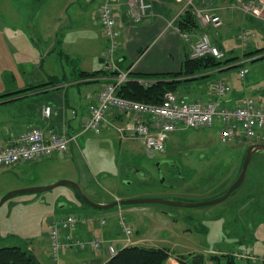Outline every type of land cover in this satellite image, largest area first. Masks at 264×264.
<instances>
[{
    "label": "rangeland",
    "instance_id": "obj_1",
    "mask_svg": "<svg viewBox=\"0 0 264 264\" xmlns=\"http://www.w3.org/2000/svg\"><path fill=\"white\" fill-rule=\"evenodd\" d=\"M239 1V5L243 7L250 2ZM252 1V7H255V0ZM263 1H256V4L261 6L262 3L261 7H264ZM88 2L89 0L85 3L81 1V4L87 5ZM205 2H209L203 3L208 9L211 2L209 0ZM10 5L9 0H0V91L5 90L7 84H10L7 76L14 77L13 82L17 85L25 82L26 78L39 75L32 69L34 64L39 65L42 61L41 46L35 37L36 34L31 31L28 38L26 31L21 27V15L18 9L15 6L10 8ZM47 6L48 4L41 12H48ZM95 6H97L95 2L90 4L91 9ZM254 12L256 17L264 16V10L259 13ZM227 14L229 16L227 20L231 21L233 28L228 30L230 24L226 23L221 31L223 32L222 49L226 51L228 58L232 57L233 49L240 56H244L246 49H255L264 44L257 34H262L259 30H252L250 24L246 25L241 20H234L237 14L235 16L232 12ZM224 19L226 20V16ZM10 21L14 29L8 25ZM220 21L222 22L221 17ZM216 26L212 24L210 30ZM243 30L251 34L247 44L237 38L238 33ZM245 36L242 38L244 41H246ZM262 54L258 53L254 56L260 57ZM63 64L69 73L66 60ZM247 65L252 70L250 74L261 73L264 78V58L250 61ZM49 68L59 74L62 70L61 65L58 67V64L56 70L55 66ZM221 69L225 68L222 66ZM25 71H30L28 76H25ZM226 71L234 80V84L244 82V79L239 78V67L228 68ZM201 80L205 79L179 86L178 95L186 94L189 88H193L189 93L192 97L203 96L204 91H212L215 94L213 83L206 86L202 83L199 86L197 82ZM63 88L61 87L60 90ZM70 88L83 94L87 87L72 85ZM23 93L25 92L0 98V105H33L40 97L21 96ZM244 94L258 98L255 92ZM39 95H42L40 97L42 101L45 97L49 99L53 93ZM203 97L205 99L207 95ZM12 101L18 102L14 104L11 103ZM221 129V122L216 121L211 127L194 129L181 126L171 133L169 150L174 148L173 151L180 154L181 162L190 167L189 170L184 167L189 177L188 182L179 178L175 181L179 186L176 190L157 185L155 181L137 185L132 171L124 167L129 164L125 162L127 158L132 157V152L140 151L138 157L133 158L132 161L138 162L141 164L140 168L146 167L151 172L154 168L153 161L164 157L165 153L158 151L150 153L139 138L123 139L117 126H109L101 133L82 132L67 152H59L53 156L12 166H0V199L9 191L30 186V183L34 186L47 185L44 183L51 184L65 177L78 182L85 194L96 202L135 197H162L188 202L212 200L226 193L237 181L243 165L240 158L250 146L248 140L243 143L234 142L236 140L222 143ZM129 144L133 148L132 151L127 149ZM74 191L75 188L70 185H60L47 191L22 192L11 196L0 206V248L15 245L28 248L31 243L37 245L41 242L42 248L46 249L47 233L49 234L53 221L59 218L68 219L70 215L67 213H74V216L79 218L77 226L68 227L70 240H76L72 231L83 222L85 217L81 214L96 213V219H107L105 226L116 222V219L121 223L124 218L125 222L134 229L130 237L136 244L138 243L137 245L167 248L170 253L169 264H180V256L190 258L195 253H202L207 264H264V151H258L253 156L242 184L226 200L213 205L186 208L146 203L99 210L85 204L77 193H73ZM63 193L72 195L74 202L70 209L61 212L56 203L58 195ZM258 205L260 207L256 208ZM60 214L66 215L58 217ZM196 217H199L197 221ZM86 221L89 222L88 218ZM229 229L232 232L228 233ZM66 233H63V237ZM115 238L118 239L111 244L119 250L124 245L125 238L120 227L115 232Z\"/></svg>",
    "mask_w": 264,
    "mask_h": 264
},
{
    "label": "crops",
    "instance_id": "obj_2",
    "mask_svg": "<svg viewBox=\"0 0 264 264\" xmlns=\"http://www.w3.org/2000/svg\"><path fill=\"white\" fill-rule=\"evenodd\" d=\"M9 1L11 3L10 8L15 6L18 9L21 15V27L26 31L28 38L31 31H34L36 34L35 37L41 46L42 61L39 65L34 64L32 69L39 75L26 78L23 83L15 85L13 82L14 77L7 76L10 84H7L5 90L0 91V95L17 93L30 87H33V89L25 91L21 96L32 97L38 95L41 97L42 95H39L41 93H43V96L47 93H53V95H50L49 99L45 97L42 101H40L39 97L33 105H0V146L7 145L21 131L33 125L42 128L55 127L61 129L66 127L69 132H75L80 135L83 132L81 128L83 121L89 115L90 107L95 102L94 98H90V95L96 96L97 92L110 81V76L107 75L106 77L96 78L93 82L76 83L77 74L75 73L79 71L94 72L103 70L106 66L108 42L106 37L102 35L98 20L103 0H89L87 5L81 4V1L85 3L87 0H45L41 5H36L34 0ZM115 1L118 6V26L121 35L119 38L120 45L114 56L120 67L123 70L130 69V77H136L137 79L142 76L152 77L178 73L182 69L185 59L190 57L191 46L181 33L175 29V21L180 14L190 7L195 6L200 9H206L203 3L209 2H205V0H192L194 3L192 6L188 5L190 0H150L153 4L150 14L141 22H134L126 10L127 0ZM209 1L211 2V6H208L206 11L210 10L219 15L222 22L212 30H210L212 25H202L195 35H199L201 32H208L213 42L222 48L223 32L221 29L226 23L230 24L228 30L233 28L231 21L227 20L229 17L227 13L232 12L234 16L237 14L234 20H241L246 25L250 24L252 30H259L262 34L256 33L264 41V16L262 15V18H260L254 15V11L259 13V11L263 12L264 10V7H261L262 3L261 6L256 4V1L259 2V0L254 1L255 7H248V5L244 7L240 6L239 0ZM246 1H250L249 4L252 5V0ZM93 2L97 6L91 9L90 4ZM46 4H48L46 7L48 12H41ZM224 16H226V20ZM8 25L13 28L11 21ZM209 31H212V33ZM244 35H246V41L242 39ZM250 35L246 30H243L238 33L237 38L244 44H247L250 41ZM263 47L264 44L255 49H246L244 55ZM231 54L233 58H236V61L250 58L248 56H240L235 49L232 50ZM65 60L69 73L63 64ZM57 64L58 67L61 65L62 68L60 74L49 68L55 66L56 70ZM233 64L235 63L232 61L230 65L223 66L225 68L223 70L218 68L210 71L211 75L203 78L205 80L197 82L199 83L198 85L200 86L204 83L205 85H203L206 86L216 80L227 82L230 89L224 96L220 97L225 105H236L246 95L244 93L248 92H255V95L260 100L258 98L255 99L264 101V86H262L264 78L262 74H250L252 72L250 69L249 76L247 74L242 78L244 79L243 83L234 84V80L229 77V72L226 71L228 68L235 67ZM47 68L53 72L48 71ZM25 72V76H28L30 71ZM62 79L65 82L59 83ZM142 79L149 78L144 77ZM53 80L58 81L59 84H49L42 88L37 87ZM72 85L78 87L79 85H83L87 88L85 89V93L81 94L80 91L71 89ZM56 86L64 88L63 90H60V88L55 89L54 87ZM191 91H193V88H189L188 92L181 97L205 102L216 98V95L212 91L203 92V96L207 95L208 98H205L207 100L202 95L200 97H192L189 95ZM17 102L12 101L11 103L16 104ZM46 104L53 106V113L50 118H44L42 115V108ZM121 123L124 122L120 120L115 125L122 126ZM170 138L167 146L170 143ZM237 143H243V141ZM249 143L251 142L249 141ZM130 145L127 146V149L132 151L133 148ZM138 152H132V157L127 158L125 163L129 164L124 166L126 169L129 166L139 164L132 161L133 158L138 157ZM30 185L34 184L30 183ZM73 193H77L76 189ZM72 197V195L68 196L66 193L58 195L56 204L59 205L61 212L67 211L73 205L74 198ZM62 215L66 214H60L58 217ZM81 215H84L85 218L83 217V222L72 231L73 236L85 241L99 239L101 246L98 248L88 246L83 249H65L60 256L61 264H105L111 258L108 249L109 245L118 239L115 238V232L119 230V227L123 231L121 223L116 219V222L105 226L107 219H96V213L90 215L89 213H83ZM87 218L90 219L89 222L86 221ZM124 234V245L121 248L138 244L125 232ZM47 239L46 249L42 248L41 242L37 245L31 243L30 247H28L37 257L40 264H53L48 233Z\"/></svg>",
    "mask_w": 264,
    "mask_h": 264
},
{
    "label": "built area",
    "instance_id": "obj_3",
    "mask_svg": "<svg viewBox=\"0 0 264 264\" xmlns=\"http://www.w3.org/2000/svg\"><path fill=\"white\" fill-rule=\"evenodd\" d=\"M191 4L193 3L190 0L188 5ZM127 6L128 14L132 20L141 22L150 14L153 4L150 0H128ZM251 6V4L248 5V7ZM195 12L201 26L221 23L220 16L213 11L197 9ZM115 14V0H104L98 20L101 31L108 42L105 68L108 71L116 72V74L113 77L110 76V81L98 91L96 96L90 95V98H94L95 102L90 107L89 115L83 121V132L101 133L106 127L116 126L117 121L121 120L124 122L123 125L117 126L120 137L127 140L139 138L147 151L151 153L165 151L171 133L181 126L200 129L211 127L216 121H219L222 125L220 140L223 143L233 140H236L234 142L248 140L253 143H264V101L244 96L236 105H225L220 97L225 95L230 87L224 80L213 82L216 98L207 102L183 98L172 91L167 92L159 104L119 95L118 89L129 79L130 69L123 70L114 56L119 48L121 35ZM175 29L190 43L191 58L212 56L222 60L227 57L225 50L213 42L208 32L195 35L183 32L176 25ZM247 73L248 68L239 69L240 78H244ZM155 81L152 78L139 79V82L145 86H151ZM52 113V105L43 106L42 115L44 118H50ZM78 136L79 134L69 132L66 127L59 129L55 127L42 128L37 125L29 126L10 143L0 146V166H12L21 162H31L49 157L59 152H67ZM88 220L90 221V219ZM78 221L79 218L74 215H70L68 219L59 218L53 221L49 239L51 259L54 264L59 263L61 251L65 249H83L88 246L98 248L101 246L99 239L70 240L68 227L77 226ZM121 225L128 236L133 234V228L125 222L124 218ZM63 233H66L64 237ZM108 249L111 255L116 253L114 245H109Z\"/></svg>",
    "mask_w": 264,
    "mask_h": 264
},
{
    "label": "trees",
    "instance_id": "obj_4",
    "mask_svg": "<svg viewBox=\"0 0 264 264\" xmlns=\"http://www.w3.org/2000/svg\"><path fill=\"white\" fill-rule=\"evenodd\" d=\"M44 2L45 0H34L36 5H41ZM127 2L126 10H128ZM191 5L193 6V4ZM193 7H190L185 12L180 14L178 19L175 21V25L178 26L183 32L195 34L200 29L201 25L198 22V17ZM117 12L118 6L116 5L115 15L118 19ZM257 53L263 54L262 56L254 59V61L264 58V47L248 53L247 55H254ZM233 60V57H226L223 60L216 59L212 56H205L201 58L187 57L184 61L182 69L178 73L156 75L152 77L142 76L138 79L136 77H130L131 74H129V79L120 85L118 94L123 97L138 101L159 104L163 101L167 92L172 91L178 93L179 86L190 82L193 83L202 78H207L211 75L209 73L210 71L221 68L225 65H230ZM233 66H235V64H233ZM75 73L77 74V83H89L93 82V80L96 78L106 77L107 75L113 77L116 74V72L108 71L106 68L94 72L79 71L78 73ZM144 77L152 78L156 81L151 86H145L139 82V79ZM64 82L65 80L62 79V81L59 83ZM59 83L58 81H50L40 86L49 84L58 85ZM30 89H33V87L19 91L17 93L25 92ZM17 93L0 95V98L7 97L9 95L11 96ZM169 258L170 253L168 249L164 247L129 245L120 248L119 250L117 249L116 253L112 255L105 264H169ZM179 260L180 264H207L206 258L202 253H195L190 256V258L180 256ZM0 264H40V262L31 250L24 248L21 245H15L4 246L0 248Z\"/></svg>",
    "mask_w": 264,
    "mask_h": 264
},
{
    "label": "water",
    "instance_id": "obj_5",
    "mask_svg": "<svg viewBox=\"0 0 264 264\" xmlns=\"http://www.w3.org/2000/svg\"><path fill=\"white\" fill-rule=\"evenodd\" d=\"M258 151H264V144H252L249 146L237 181L226 191V193L212 200L185 202L178 200H168L162 197H135V198H115L114 200L108 202H96L95 200H93L92 198H90L88 195L85 194V192L83 191V189L81 188L78 182L71 179L63 178L55 181L54 183L47 185L28 186V187H22L11 190L0 199V206L15 194H19L22 192L47 191L60 185H70L74 187L78 193V196L85 204L99 210H107L114 208L116 206L131 205V204H146V203H159L169 206H180V207H201V206L213 205L223 200H226L231 195V193L241 185V183L244 181L248 164L250 163L251 159Z\"/></svg>",
    "mask_w": 264,
    "mask_h": 264
},
{
    "label": "flooded vegetation",
    "instance_id": "obj_6",
    "mask_svg": "<svg viewBox=\"0 0 264 264\" xmlns=\"http://www.w3.org/2000/svg\"><path fill=\"white\" fill-rule=\"evenodd\" d=\"M173 150H174V148L170 151L169 147L168 146L166 147V150L163 151L165 153V156L162 158L155 159L153 161L154 168H153L152 172L149 171L146 167L140 168L141 164L140 165L138 164L135 166H129L127 169H130V171H132V174L134 175L136 184L140 185V184H144L146 182L152 183L153 181H155L157 183V185H160V186L163 185V186H166L167 188L176 190L179 187L175 183L176 180H178L180 178L182 180L186 179L185 181L188 182L189 177H187V174L184 171L185 170L184 167L188 168V170L190 169V167L185 166L180 160V154L174 152ZM186 153L189 154L188 151H186ZM245 156H246V153L243 156H241V158H240L241 164L244 163ZM190 174H191V172H190ZM168 180H170L171 182H168ZM163 182L166 185L163 184ZM185 185H187V184H185ZM189 185H192V184L189 183ZM30 186H32V185H30ZM258 207H260V205L256 206V208H258ZM257 210H262V209H257ZM263 213H264V211H263ZM200 217H202V216H200ZM198 218L199 217H196L195 220L197 221ZM230 232H232V231L229 229L228 233H230Z\"/></svg>",
    "mask_w": 264,
    "mask_h": 264
},
{
    "label": "bare ground",
    "instance_id": "obj_7",
    "mask_svg": "<svg viewBox=\"0 0 264 264\" xmlns=\"http://www.w3.org/2000/svg\"><path fill=\"white\" fill-rule=\"evenodd\" d=\"M192 1V0H191ZM193 3V2H192ZM194 4V3H193ZM194 8V11L195 10H197V9H199V8H197V7H193ZM196 13V12H195ZM210 35V34H209ZM249 53H251V52H249ZM248 54V53H247ZM244 55L245 57L246 56H248V57H250L249 59L248 58H246V59H244V60H237L236 61V58H234V60H233V63H235V67L236 66H238L239 68H243V67H246V68H248V73L250 72V67L247 65L248 64V62H250V61H254V59H256V58H258V57H256V56H254L253 54H250V55ZM261 54V53H260ZM226 58V57H225ZM225 58H223V59H225ZM222 59V60H223ZM247 73V74H248ZM130 74V73H129ZM171 137V136H170ZM15 138V137H14ZM252 144H264V143H253V142H251L250 143V145H252ZM248 151V150H247ZM247 153V152H246ZM248 168V167H247ZM32 186H34V185H32ZM37 186V185H36ZM224 201V200H223ZM185 202H188V201H185ZM222 202V201H221ZM186 208H194V207H186ZM71 215H75L74 213H71Z\"/></svg>",
    "mask_w": 264,
    "mask_h": 264
}]
</instances>
